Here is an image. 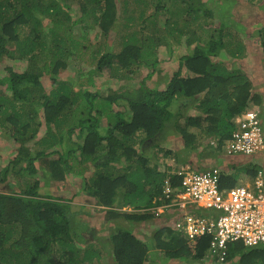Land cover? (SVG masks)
<instances>
[{
	"label": "trees",
	"instance_id": "trees-1",
	"mask_svg": "<svg viewBox=\"0 0 264 264\" xmlns=\"http://www.w3.org/2000/svg\"><path fill=\"white\" fill-rule=\"evenodd\" d=\"M165 1L152 4L151 0H132L139 12L134 17L135 11L126 8L131 3L129 0H121L123 7L115 0H0V60L6 54L11 59L26 61L20 69L18 66L15 69L13 64L5 66L6 74L0 79V85L6 87L0 91V128L11 129L10 135L19 134L23 137L20 142L24 143L36 137L38 127L45 126L51 136L45 135L37 143L44 150H38L34 156L28 151L21 153L30 160L39 159L57 180L66 181L62 165L71 168L67 173L82 174L84 192L95 198L96 205L105 206L109 217L125 214L130 222L152 219L156 224L148 242L130 228L117 226L109 234L114 264H144L152 249L159 250L166 259L201 258L205 239L190 249L179 232L178 224L184 217L182 209L175 204L164 207L163 212L153 209L167 201L163 199L167 178L171 186L180 185L182 177L173 172L179 169L178 164L191 163L188 151L198 148L203 133L228 137L234 128L232 117L247 108L249 98L254 97L243 66L232 64L234 59L244 56L248 44L224 32V24L209 27L201 22L198 0H167V4ZM231 1L238 0H224L223 8H229V12ZM119 10L124 15L122 30L116 25ZM76 13L80 15L75 16ZM153 14L163 24L159 25ZM178 15L185 21L181 25L173 19ZM44 18L49 19V26L44 25L46 31L42 25ZM135 18L141 23L136 31L131 29ZM235 22L243 27L244 34L248 33L247 25ZM23 26L31 33L21 38ZM79 27H84L79 37H84L87 28L98 27V38L103 41L116 32L120 36H116L120 38V49L102 52L99 61L93 56L95 67L85 72L80 69L75 53L81 42L73 32ZM150 27L156 34L164 32L165 35L158 39L151 34L144 36ZM199 28L204 30L198 34ZM255 32L264 55V25ZM168 35L176 43L185 37L184 43L192 45V49L178 58L171 76L169 70L163 77L160 73L155 76L160 87L146 85L145 78L134 80L137 76L131 70L125 74L133 63L144 62L147 66L142 60V45L152 47L164 42ZM205 36H209L208 40ZM9 42L11 49L7 47ZM156 61L150 66H155ZM70 63L79 67L78 72L86 73L88 83L78 85V77L73 80L62 76ZM103 69L113 71L112 75L120 80L122 74L129 85L95 89V72ZM46 74L52 81L49 93L41 80ZM254 101L258 107L259 94ZM120 104L125 108L112 107ZM107 105H110L108 114L115 117H106V132L101 134V119L93 116L92 111L98 106L96 114L104 117L108 115L103 110ZM75 129L76 147L70 148L66 156L59 153L57 159H48L46 149L61 142L63 131L71 136ZM171 131L182 138L184 150L181 152L171 150L162 142L164 135ZM213 153L216 154L215 149L208 155ZM161 155H171L178 164L159 162ZM88 162H92L93 171L85 176ZM32 164L33 161L29 166ZM76 165L79 166L75 169ZM254 173V168L247 169L248 175L254 176ZM57 200L54 196L40 195L32 188L0 193V264H94L93 257L102 259L95 247L81 249L75 245L80 237L79 228L85 224L75 219L76 213L69 203L62 206ZM235 256L239 264H264V249H247L242 242L231 245L226 260ZM99 264L109 263L101 260Z\"/></svg>",
	"mask_w": 264,
	"mask_h": 264
},
{
	"label": "rangeland",
	"instance_id": "rangeland-1",
	"mask_svg": "<svg viewBox=\"0 0 264 264\" xmlns=\"http://www.w3.org/2000/svg\"><path fill=\"white\" fill-rule=\"evenodd\" d=\"M116 2H120L119 7H123L121 5V0H115ZM131 3L127 5L128 11H135L133 16L138 17L139 12L136 9L137 4H133L132 0H129ZM159 0H151V3H157ZM164 2V1H163ZM162 2V3H163ZM167 4V0L165 1ZM196 6H200L202 9V13L200 14L202 17V21L205 25L211 27H217L218 24H224L223 26L224 32H227L231 34L232 38L239 39L241 41H244V43L248 44L246 51L244 53V56L239 59H234L232 61V64H239L242 65L243 69L246 70L250 75L254 76L257 73H263L264 75V55L261 50V46L258 43V39H256L255 34L257 29L259 30L264 25V0H238L237 2H230V6L232 8L230 9H224V0H198L196 2ZM118 7V8H119ZM227 7V6H226ZM206 11V13H204ZM148 12L150 10L148 9ZM79 16L80 13H76L75 16ZM158 15L153 14L152 18H157L158 24H163L160 20ZM122 17H124L121 10L117 11V18H119V21L117 22V28L118 30H122ZM176 18L178 23L180 25L185 22L184 18H182L181 15H178L177 17H173V19ZM244 20V21H243ZM139 20H136L135 23H133L131 29L134 31L139 30V27L141 26V23L138 22ZM235 21L243 22V26L247 25L248 33L244 34L242 32V26H239ZM147 25H150V23H146ZM43 30L46 31L47 27L49 26V19L44 18L43 22ZM45 25V26H44ZM158 25V26H159ZM211 25V26H210ZM160 27V26H159ZM84 27H79L78 29H75L73 34L76 36V39H80V45L78 49L75 51L76 58L78 59V63L80 65V69L84 70L85 72H88L89 70H92L93 67H95V59H93V56H96V59L100 57V54L105 51H117L120 49L121 43H120V36L116 32H112L110 36L103 41V38H98L99 28H87L86 34L84 37H79L82 33ZM130 29V31H131ZM23 31L21 32V38L25 37L27 34L30 35L31 31L27 26H23ZM129 31V28H127ZM203 28L197 29L198 34L203 31ZM216 32V30H215ZM156 36L155 38L158 39L160 36L162 38L165 33H161V35L156 34L154 30L150 29L145 30L144 36L149 35ZM119 37H116V36ZM215 35V34H214ZM204 37V36H203ZM202 37V38H203ZM200 38V40H202ZM209 36H205V40H208ZM185 37H182L181 43H176V41L172 40V38L168 35L166 40L164 42H157L152 47H147L145 44L141 46V52L144 53V56L142 55V60L145 61L147 66H145L144 62L137 65L132 64L131 67L127 70H125V74H128V72L131 70L134 76H137L134 78V80H138L141 78H145V83L148 86H161L159 81L156 82V75L160 73V75L163 77L165 72H167L169 75H172V71L176 68L178 64V58L183 55L191 52L192 45H186L184 43ZM109 45V46H108ZM8 49L12 48V43H7ZM76 48V47H75ZM97 49H100V52L97 53ZM146 53H145V51ZM224 52V50H222ZM221 54H219L217 57H219ZM229 58V57H228ZM154 59H157L155 66L151 67L150 64L153 62ZM71 60H69L70 62ZM99 61V59H98ZM41 62V61H40ZM68 63V62H67ZM13 64V66L20 69L21 66H25L26 61L19 60V59H11L7 57L6 54L3 55V59L0 60V79L3 78L6 74L5 72V66ZM79 67L73 63H70L68 67H66L65 71L63 72L62 76H67L68 78H71L73 80L78 77V85L81 83H88L89 79L85 72L81 73L78 72ZM154 68V69H153ZM18 69V70H19ZM262 69V70H261ZM152 73L148 75V72ZM161 71V72H160ZM95 81H97L95 89H105L107 87H110L112 89H117L120 84L127 87L129 85V82L127 81L126 77L120 74L121 80L114 77L113 71L107 70L105 72V69L101 72H95ZM116 73V71H115ZM114 73V74H115ZM110 74V75H109ZM131 74V73H130ZM124 77V78H122ZM264 76L262 77V80ZM88 79V80H86ZM253 82H256L255 78H252ZM43 81L45 82L46 79L43 78ZM77 85V87H78ZM6 87L3 85H0V91L5 89ZM6 90V89H5ZM49 90V86H47V91ZM50 91V90H49ZM112 92V91H111ZM110 93V92H109ZM260 93V92H259ZM260 100L264 106V96L262 93H260ZM126 96V95H123ZM1 99V96H0ZM225 106V102H222ZM110 105H107L103 108L106 114L110 112L109 110ZM115 108H125V106L116 105L113 106ZM218 107V106H217ZM98 106L92 111L93 116L97 117L100 120V129L102 132L101 134H104L105 128H106V117L108 118H114L115 116H111V113L108 115H105L104 117H99V115L96 114V111L98 110ZM102 109V108H101ZM40 115H42V110H40ZM88 116V115H87ZM71 120L77 121V118L71 117ZM179 120H183V118L179 117ZM42 123L44 121L42 120ZM39 128V131L36 135V137L27 143H21L20 139L23 137L19 134L10 135V131L5 130L4 128H0V192L2 193H16V192H22L25 189L32 188V190H35L38 192V194L43 196H54V198H58L57 201L62 204V206H66L68 204L67 200L69 201L70 198L74 197L77 198L79 201V204L82 208V213L77 214L75 216V219L80 222L84 223L85 226L79 228L80 237L75 240V245L81 249H84V247L93 246L96 249L100 251V255L102 257L101 260L108 261L109 264H114L112 254H111V247H110V239L109 234H111L115 229H117V225L121 226L125 229H131L134 231L135 234L139 238L146 239V242H148V239L151 237L152 232L156 226L154 221L151 219L150 221H139L135 222L133 221V225H131V222H128L127 217L119 215L116 218L109 217L105 213V206L103 205H96L95 198L92 196H88L82 187V174H76L78 175L74 178H77L78 180L72 179L70 173H67L66 171H70L71 168L67 166H63V173L65 180H57L56 177L51 173L45 166H43L39 160H33L34 166H29V159L27 156L24 155V153H21L22 151H28L32 156H34L38 150H42L44 146L38 145L37 143L42 139H45V135H47L48 138H50L51 133L46 131L45 126L41 125ZM77 133V129L74 130L73 134L71 136L67 135L66 131H63L62 140L60 143H57L56 145L52 146L51 148L46 149L45 153L49 154L48 159H57L59 157V153H61L63 156H66V153L70 148H75L76 145L74 143L75 134ZM42 138V139H41ZM209 136H203L199 138V141L202 142L200 146L192 154L189 156L192 162H200V166H212V165H218L222 166L219 161L220 156L218 158H215L214 156L208 155V153L211 151L210 148L206 147V142L208 140ZM57 140V138H56ZM162 142L167 147L181 150L183 147V141L182 138H176L171 139L168 137H164L162 139ZM27 148V149H23ZM44 150V149H43ZM184 150V148H183ZM152 151H155L152 149ZM201 154V155H200ZM170 156V155H169ZM241 156H236L237 163L233 166H229L230 168H233L230 171V175L233 178L232 183L234 181L235 184H239L240 182L244 184L245 182V171L247 169H250V167L253 165V160L251 158L248 159H239ZM67 158V157H65ZM64 158V159H65ZM224 156H222L223 161ZM76 159L79 158L76 156ZM69 163H71L70 159H68ZM166 161L168 164H174L177 163V160L170 156H163L161 155L159 162ZM72 165V163H71ZM79 165H76L74 168L76 169ZM88 166V170L84 173L85 176H90L93 171L92 162H88L86 164ZM195 166V165H194ZM197 167V166H196ZM255 166H253L254 168ZM32 168V170H31ZM117 168H120V166H117ZM260 168V166H256V169ZM74 169V170H75ZM71 178V179H70ZM73 180V181H72ZM80 180V181H79ZM37 183V186L35 187L34 184ZM86 202H89V204H85ZM64 204V205H63ZM71 204V203H70ZM85 204V205H84ZM72 210L76 211L80 209L81 207H77V205L71 204ZM125 209V207L123 208ZM122 209V210H123ZM116 220H119L120 222L116 225L114 222ZM59 248V247H58ZM94 261V264H99L101 260H97L96 257H93L92 259ZM144 264H213L209 262L206 258L204 259H196V260H188V259H172L171 261H167L164 257V255L156 249L150 250V256L149 260H147ZM224 264H239L238 256L234 257L230 261L224 263Z\"/></svg>",
	"mask_w": 264,
	"mask_h": 264
},
{
	"label": "built area",
	"instance_id": "built-area-1",
	"mask_svg": "<svg viewBox=\"0 0 264 264\" xmlns=\"http://www.w3.org/2000/svg\"><path fill=\"white\" fill-rule=\"evenodd\" d=\"M210 144L216 148L219 144L228 155L248 156L260 168L248 183L233 184L227 169L179 166L173 173L182 177L180 185L171 186L167 178L163 189L167 201L153 210L178 205L184 212L178 227L189 239H210L209 254L223 261L235 242L248 248L264 246V112L246 108L235 117L230 135L212 138ZM170 193L175 195L168 199Z\"/></svg>",
	"mask_w": 264,
	"mask_h": 264
},
{
	"label": "clouds",
	"instance_id": "clouds-1",
	"mask_svg": "<svg viewBox=\"0 0 264 264\" xmlns=\"http://www.w3.org/2000/svg\"><path fill=\"white\" fill-rule=\"evenodd\" d=\"M243 72H245L247 75H248V78H249V80L251 81V79H250V73H248L246 70H244L243 69ZM43 78H45L46 79V81H45V87H46V90H47V86H49V90L51 89V87H50V85L52 84V81L50 80V78H49V76L46 74V75H44V77H42L41 78V80L43 81ZM44 82V81H43ZM251 83H252V81H251ZM49 90L47 91L48 93H49ZM252 90H253V88H252ZM45 92V91H44ZM251 93L254 95V97H251V98H249V103H248V107L247 108H253V107H256L257 109H261L263 112H264V106H263V104H262V102H261V100H260V104H259V106L257 107V105L255 104V101H254V98L255 97H257L258 96V92H255L254 90L253 91H251ZM260 95V94H259ZM246 108H244L243 110H245ZM242 110V111H243ZM242 111L240 112V113H237V114H235L233 117H232V122H233V124H234V121H235V117H237V116H239L241 113H242ZM186 113V112H185ZM174 134H176L177 136H175ZM205 134V135H204ZM202 136H209V138H208V140H207V142H206V147L207 148H213V149H215V152H216V154L215 153H213V154H211L212 156H244V155H242V154H236V155H228V154H226V153H224V152H222V150L221 149H218V148H216V147H214V146H212L211 144H210V140L212 139V138H218V137H221L219 134H216V133H213V134H206V133H203V135ZM164 137H171L173 140L174 139H176V138H181V136L177 133V132H174V131H171V132H169V133H167V134H165L164 135ZM163 137V138H164ZM201 138V137H200ZM31 140H27V141H25L24 143H27V142H30ZM199 142V146L202 144V142H200V141H198ZM22 143V142H21ZM183 145V144H182ZM171 150H175V151H177V149H171ZM183 150V147L181 148V150H178L177 152H181ZM194 152V151H193ZM192 154V152L191 151H188V157L190 156ZM171 156V155H170ZM169 156V157H170ZM190 159V158H189ZM28 161H29V163L30 162H32L33 161V159L32 160H30V158L29 159H27ZM35 160H39V159H34V161ZM221 160V159H220ZM193 160H191V163H188V164H178V163H176V164H178V165H180V166H184V167H187V166H189L190 168H195L196 166L198 167V168H206V167H208V166H200V162H198V164L196 163V162H192ZM219 163H220V161H219ZM221 164V163H220ZM35 164H34V162H33V164H32V166H34ZM174 165V164H173ZM195 165V166H194ZM212 166H215V165H212ZM216 166H218V165H216ZM253 166H255V164H253L250 168H253ZM257 166V165H256ZM256 166L254 167V169L257 171V169H256ZM218 167H221L222 168V166H218ZM224 168V167H223ZM224 169H227V168H224ZM233 169V168H232ZM232 169H227V171H228V173H230V171L229 170H232ZM256 173H254V175H255ZM244 175H245V182H244V184H246V183H248V177L250 176V175H248L247 174V170H246V172L244 173ZM250 177H253V176H250ZM231 180H233V178L231 177V175L229 174V181H231ZM233 184H235V183H233ZM239 184H242L241 182L239 183ZM0 193H2V192H0ZM175 195V193H170V196L168 197V199H171L173 196ZM176 197V196H175ZM125 216H127V215H125ZM181 228V227H180ZM179 228V232H181L182 234H183V236H184V238L186 239V243H187V245H188V247L190 248V249H193L194 248V246H195V244L198 242V241H200V240H202V238H197L196 240H192V239H189L188 237H187V235L185 234V232H184V230H182V229H180ZM205 242H204V249L201 251V258H199V260H201V259H204V258H206L209 262H211V263H213V264H224V263H226V262H228V261H230V260H226V257H225V260H223V261H218L217 260V258L215 257V256H211L210 254H209V251H208V249H209V242H210V239H205L204 240ZM247 249H258V250H260V249H264V246L263 245H261V246H253V247H246ZM230 250H231V248H230ZM230 253V251L228 252V254ZM236 257V256H235ZM234 258V257H233ZM232 258V259H233ZM166 259V258H165ZM172 259H180V260H182L183 258H170V259H166L167 261H171ZM187 259V258H186ZM257 259V261L259 260V257H257L256 258ZM188 260H189V258H188ZM191 261V260H190Z\"/></svg>",
	"mask_w": 264,
	"mask_h": 264
},
{
	"label": "crops",
	"instance_id": "crops-1",
	"mask_svg": "<svg viewBox=\"0 0 264 264\" xmlns=\"http://www.w3.org/2000/svg\"><path fill=\"white\" fill-rule=\"evenodd\" d=\"M264 75H263V73H257L256 75H254V76H252V75H250V79H251V81L253 80L252 78H255L256 79V82L254 83L253 81H252V86H253V90L255 91V92H260V93H262L263 94V96H264V80H262V77H263ZM253 90H251V91H253ZM259 93V94H260ZM261 95V94H260ZM169 138H171V137H169ZM172 139V138H171ZM211 149V151H213V148H210ZM215 158H218L219 156H214ZM236 156H224V158H223V161H222V156H220V159H221V165H222V168L224 167V168H227V169H232V168H230L229 166H233V165H235L236 163H237V159L235 158ZM248 158H250V157H248V156H241V157H239V159H248ZM246 172V171H245ZM70 175H72L71 176V178L72 179H75V180H78L77 178H74V177H76V176H78V175H75V174H72V173H70ZM80 175V174H79ZM84 175V174H83ZM70 178V179H71ZM73 181V180H72ZM80 181V180H79ZM67 202L69 203V205L72 207V205L71 204H74V205H77V207H81V205L79 204V201L77 200V198H74V197H72V198H70V200L68 201L67 200ZM71 203V204H70ZM86 205L87 204H89V202H86L85 203ZM84 204V205H85ZM82 208L83 207H81L80 209H78V210H76L75 211V213H76V215L77 214H80V213H82ZM72 209V208H71ZM84 209V208H83ZM113 218H116V217H113ZM126 220H128V219H126ZM120 221L119 220H116L115 222H114V224L116 225L117 223H119ZM128 222H130L129 220H128ZM131 225H133V222H131ZM118 226V225H117Z\"/></svg>",
	"mask_w": 264,
	"mask_h": 264
}]
</instances>
